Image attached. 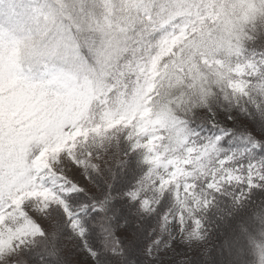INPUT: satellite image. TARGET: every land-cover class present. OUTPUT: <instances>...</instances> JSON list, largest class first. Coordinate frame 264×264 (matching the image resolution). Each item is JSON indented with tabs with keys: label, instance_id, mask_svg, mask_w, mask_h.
Segmentation results:
<instances>
[{
	"label": "snow or ice",
	"instance_id": "6c2138e0",
	"mask_svg": "<svg viewBox=\"0 0 264 264\" xmlns=\"http://www.w3.org/2000/svg\"><path fill=\"white\" fill-rule=\"evenodd\" d=\"M258 24L264 0H50L19 32H0V264H34L26 249L46 236L42 215L52 205L84 237L47 178L67 191L84 187L61 165L95 172L114 137L148 165L128 194L142 209L174 194L162 231L200 238L209 192L264 183V163L234 166L218 154L220 136L193 139L188 128L193 110L211 113L221 100L264 111V56L244 51Z\"/></svg>",
	"mask_w": 264,
	"mask_h": 264
},
{
	"label": "trees",
	"instance_id": "16d2710c",
	"mask_svg": "<svg viewBox=\"0 0 264 264\" xmlns=\"http://www.w3.org/2000/svg\"><path fill=\"white\" fill-rule=\"evenodd\" d=\"M65 2L71 7L81 0ZM251 35L252 39L244 42V51L260 58L264 56V44L258 46L254 41L264 35V28L258 24ZM209 116L214 118L216 127L208 122ZM188 128L196 134L194 139L220 136L217 141L219 155L233 149L249 148L246 157L257 164L264 163V111L247 101L239 106L235 103L229 106L221 100L212 107L211 113L206 108L195 109L188 119ZM126 147L122 137H114L110 149L102 150L97 158L98 170H84L90 189L62 194L85 229L83 238L74 234L62 208L58 205L49 208L46 236L26 249L32 252L34 264H75L72 248L84 255V264H152L145 250L154 241L162 264H212L221 227L229 220L239 219L238 213L249 208L251 211L263 203L264 183L259 181L252 187L225 184L219 191L209 192L208 206L198 210L207 248L197 250L186 259L181 258L169 236L160 230L162 216L176 207L174 194L165 191L154 208L142 209L139 200H133L128 194L144 178L148 165L142 152L132 149L126 152ZM256 225L254 230L243 227L247 255L241 264H260L264 227L261 223ZM125 233L133 239H126ZM86 248L91 250L90 253Z\"/></svg>",
	"mask_w": 264,
	"mask_h": 264
},
{
	"label": "rangeland",
	"instance_id": "374dc122",
	"mask_svg": "<svg viewBox=\"0 0 264 264\" xmlns=\"http://www.w3.org/2000/svg\"><path fill=\"white\" fill-rule=\"evenodd\" d=\"M49 3H50V0H0V18L1 19L4 18V20H5L4 24H2V23L0 24V32H11V33L19 32L20 30H22L25 27V25L27 24V22L31 18L32 9L34 7L44 6V5H47ZM257 59H259V58H257ZM19 107H20V105L18 104L17 105V111L19 110ZM10 115H16V112H12V113H10ZM3 118H4V101L2 98H0V121H2ZM247 153H249V148H241V149H233L229 153H226V152L222 153L221 156L226 155V154H230L234 157V159L232 161L234 166L237 164H243L246 167L247 164L249 162H251V160H249V158L246 157ZM94 162L97 163V159ZM61 171H64L67 176L71 177L73 180L79 181V183L81 185H84V187L79 188V189H83V190H89L90 189L89 182H88V180L84 174V169H82V168L81 169H72L69 166L61 165ZM46 186L51 187L54 190L60 192L61 195L68 193V192H71V191L65 190L66 185L63 183V181L59 180L56 177H51V176L48 177ZM139 186H140V182L137 184L136 188H138ZM148 194H150V193H148ZM161 195H162V193L158 195L156 202L152 205V207L150 209L154 208V205L157 203V201L159 200ZM136 200H139V199H136ZM262 201H263L262 204H259L258 207H255L250 211V217H251V213H252V218L254 219V221H256V224L261 223V225L264 227V225H263L264 224V199ZM47 214H48V211L46 214L42 215V223H44L45 228L48 225ZM229 221H228V223H229ZM162 222L163 221L161 218V222H160L161 232L165 233L169 236L172 246L175 248L178 256H180L181 258L186 259L189 256H191L192 254L196 253L197 250L207 248L206 243H208V242L204 239L205 230H204L203 226L200 229L201 236L203 237V240L201 242H198V243L194 242V243L188 244V243L184 242V240L186 239V235H187L186 233L185 234L172 233L171 230L162 231ZM228 223H227V225H228ZM256 224L254 223V226L252 227L251 230L256 229V227H257ZM242 232L244 233V231H242ZM197 239L198 238H193L194 241ZM242 246L244 248V244H240V245H238V247H236V249H237L236 251L238 253H236L235 257H236L237 261H239V264L241 263L239 250ZM72 254L75 256L74 257L75 264H77V262H78V264H84V261H83L84 255L83 254H80L79 251L77 252L73 248H72ZM145 254L152 264H162V261H161L162 257H161V254H160L158 248H157V242H155V241L151 242L149 244V246L146 248ZM242 262H244V260Z\"/></svg>",
	"mask_w": 264,
	"mask_h": 264
},
{
	"label": "bare ground",
	"instance_id": "6f19581e",
	"mask_svg": "<svg viewBox=\"0 0 264 264\" xmlns=\"http://www.w3.org/2000/svg\"><path fill=\"white\" fill-rule=\"evenodd\" d=\"M249 209L238 213L240 219L229 221L228 225L221 227V233L218 234L217 238L218 245L212 257V264H239V261H237L235 255L238 253L236 251V247H238L240 244H244L243 237L245 236L246 232H242L243 227H249L248 229H252L251 227L254 223L252 213L250 217ZM241 248L239 252L240 262L242 263V259L245 254L247 255V253H245V247L243 248L242 246Z\"/></svg>",
	"mask_w": 264,
	"mask_h": 264
},
{
	"label": "clouds",
	"instance_id": "9594fccd",
	"mask_svg": "<svg viewBox=\"0 0 264 264\" xmlns=\"http://www.w3.org/2000/svg\"><path fill=\"white\" fill-rule=\"evenodd\" d=\"M149 195H151V193ZM202 240H203L202 236L194 241L191 236L186 235V239L184 240V242L188 243V244H191V243H194V242H196V243L201 242Z\"/></svg>",
	"mask_w": 264,
	"mask_h": 264
}]
</instances>
